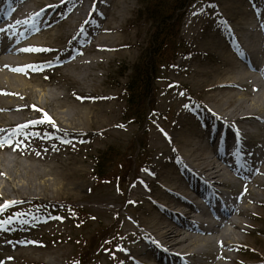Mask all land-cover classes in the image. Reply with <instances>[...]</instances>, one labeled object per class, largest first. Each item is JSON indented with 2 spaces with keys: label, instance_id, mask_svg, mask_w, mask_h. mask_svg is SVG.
I'll return each instance as SVG.
<instances>
[{
  "label": "rangeland",
  "instance_id": "374dc122",
  "mask_svg": "<svg viewBox=\"0 0 264 264\" xmlns=\"http://www.w3.org/2000/svg\"><path fill=\"white\" fill-rule=\"evenodd\" d=\"M82 1L85 0H76L71 6L56 9L51 16L57 21L50 32L54 38L63 32L64 36L72 32L77 34L78 29H82L83 18L71 24L72 13ZM145 1L129 0L124 19L116 22L119 25L116 32L118 48L107 51L109 60L91 65L87 70L88 78H82L81 67L75 69L62 63L69 62L81 46L87 51L82 56L83 61H90L98 54L92 47L83 45L99 31L95 26L90 27L89 21L85 28L92 31L84 33L82 40L72 38L67 41L64 36L53 40L52 37L46 42L47 48L35 54L34 59L40 63L39 70L30 72L31 93L35 100L40 103L46 100L47 109L54 115L66 110L72 116L64 119L58 116L67 125H27L12 136L13 143L7 149L0 151V158L6 159L7 168L2 167L3 171L15 182L9 183L8 175L6 179L0 178L5 186V192L1 193L14 202L0 211V221L10 217H6L8 212L19 218V222L12 220L9 224H0L4 227L0 232L5 233L0 234V264H46V261L69 264L71 256L78 252L72 242L79 237L92 238L105 227L101 225L112 224L116 229L111 248L110 244L106 246L109 238L102 243L99 241L97 246H101L90 264H148V258L152 257H137L127 251L138 244L139 236L145 232V223L150 227L151 220L158 219L167 204L178 202L173 195L162 192L160 180L162 177L173 180V193H181V187L189 186L186 171L177 162L172 146L183 151L187 140L205 143L206 136L212 133L220 138V126L209 119L219 116L224 120L221 113L228 115L230 110L237 113L249 105L248 97L243 96L244 104L238 106L236 95L227 106L216 107L212 95L226 91H218L214 85L231 80L228 73L233 74L232 66L241 67L242 59L248 57L245 54L248 42L264 34V23L257 19L258 15L264 18V0H199L190 5L180 28L181 53L174 62L155 69L151 98L156 104L154 111L151 108L143 118L146 120L148 115L147 125L140 127V121L124 124L127 115L123 89L151 35V25L145 17L137 19L138 11H144ZM94 2L90 0L91 4ZM32 3L33 0L28 1L29 6H33ZM111 22V18H107L105 25ZM53 63L61 65L54 66ZM255 76L263 79L260 72ZM254 90L256 84L250 83L248 91L253 93ZM191 94L197 97L190 99ZM19 116L30 119L34 114L20 113ZM220 123L224 125V121L220 120ZM137 140L145 145L142 155L131 148ZM16 141H20L19 147ZM109 148L118 150L120 156L133 154V160L138 155V160L145 159L146 164L141 166L142 163L134 161L131 171L122 174L119 181L116 177L119 165L108 163L111 166H108L107 176L112 178L96 182L92 158ZM28 165L34 173L33 187L27 184L15 191L16 183L24 181L21 176ZM44 171L46 175L41 174ZM258 192L264 199V191ZM35 204L40 207H34ZM74 209H79L84 219L76 218L79 212ZM254 210L262 220H245L250 221L254 229L248 228L251 232L241 234L240 241L257 252L256 258L264 259V234L257 233L258 229L264 231V206ZM40 222L45 224L36 225ZM56 238L61 242L55 243ZM231 254L236 253L231 251ZM129 256L136 258L135 263L128 261ZM251 258V254L240 251L233 264Z\"/></svg>",
  "mask_w": 264,
  "mask_h": 264
},
{
  "label": "bare ground",
  "instance_id": "6f19581e",
  "mask_svg": "<svg viewBox=\"0 0 264 264\" xmlns=\"http://www.w3.org/2000/svg\"><path fill=\"white\" fill-rule=\"evenodd\" d=\"M1 1L0 28L9 31L0 33V129L4 130L0 132V136L6 137L14 130L17 132L21 129L17 126L30 122L48 125V122H41L44 113L50 117V124L67 125L60 118L71 117L72 113L61 110L57 113L59 118L47 109L46 100L40 103L31 93L33 88L30 72L33 66L40 64L34 56L41 51L26 52L21 49L47 48L46 42L54 38L50 33L51 28L57 24L56 18L51 19V16L58 7L71 6L76 0H50L49 3H46L48 0H33V6L28 5L30 0H16L18 2L15 4L14 0ZM102 9L105 13L99 15L100 22L95 24L99 31L84 41L85 46L92 47L93 52L97 51L98 54L90 61H83L82 56L87 51L80 49L66 63V66L75 69L81 67L82 78H88L87 70L91 65L97 66L100 61L109 60L107 51L118 48L116 32L119 31V25L116 22L124 19L129 10V0H95L92 4L90 0L82 1L72 13L71 24H76L78 20L89 15L94 19ZM257 17L264 23L263 16ZM107 18H111L112 22L106 26ZM64 34L55 35L53 40ZM75 36L77 35L74 32L68 33L64 39L70 41ZM245 51L248 57L242 59V66L235 64L232 66L233 74L228 73V79L231 80L214 85L218 91H226L215 93L212 97L215 98L216 107L227 106L236 95L238 106L244 104L243 96L248 97L249 105L237 113L230 110L228 115L213 108L224 115V120L215 116L219 122L209 119L220 126V138L217 139L212 133L206 136L205 143L187 140L183 151L172 146L177 162L186 171L187 180H193L194 183H190L188 188L181 187V193L177 194L171 188L174 185L173 180L159 175L162 177V192L173 195L178 202L175 205L171 202L167 204L164 213L158 219L151 220L150 227L147 223L144 224L145 232L139 236L140 243L127 251L130 255L152 257L153 259L148 258V264H161L164 258L169 261L168 264H233L240 249L248 250V246L241 243L240 235L251 232L248 228L253 230L254 226L245 220L261 221L254 208L264 206V199L258 192L264 191V34L248 42ZM16 68L23 70L14 71ZM258 72L262 74V80L255 76ZM250 83L256 84V91H252L254 94L248 91ZM196 95L201 96L200 93ZM197 96L191 94L189 98L194 99ZM33 105L36 107L33 108ZM20 113H33L34 116L21 119ZM220 120L224 121V125ZM199 134L203 137L200 132ZM8 145L0 147V151L7 149ZM5 160L0 158V178L6 179L8 175L9 183H15L3 171L6 167ZM23 169L21 178L24 181L14 184L17 187L15 191H20L24 185H33L31 178L34 173L30 165ZM41 174L46 175L47 172ZM1 192H5L2 181L0 201H3L6 198ZM198 199L201 201L198 202ZM192 208L197 210L194 218L190 215ZM257 233L263 235L264 231L258 229ZM231 251L236 254H231ZM133 256H129L128 261L135 263L136 258ZM46 264L53 263L46 261Z\"/></svg>",
  "mask_w": 264,
  "mask_h": 264
},
{
  "label": "trees",
  "instance_id": "16d2710c",
  "mask_svg": "<svg viewBox=\"0 0 264 264\" xmlns=\"http://www.w3.org/2000/svg\"><path fill=\"white\" fill-rule=\"evenodd\" d=\"M142 1V0H141ZM197 0H147L144 3L143 13L138 11L137 19L145 17L146 22L151 25V35L142 57H140L137 64H135L127 77L126 84L124 86L125 97V123L140 121L141 125H146V120L143 118L146 112L152 108L154 101L152 96L153 81L155 79V69L164 63L174 62L177 55L182 50L181 42L179 41V30L181 23L185 17L187 7ZM121 76V74H119ZM147 119V118H146ZM136 142V141H135ZM133 142L132 149H136L139 153L144 151L140 140ZM142 155V152L140 153ZM129 158V159H128ZM95 162V169L93 176L96 182L108 180L107 169L108 166L119 165V175L116 176L120 181L122 174H128L132 167L136 163L144 166L146 164L145 159L133 160V154L128 156H120L118 150L111 148L104 152L99 153L96 157L92 158ZM110 163V164H108ZM133 163V166H132ZM115 168V167H114ZM115 170H118L115 168ZM79 212L75 217L84 219L80 214V210L74 209ZM105 226L100 229L99 233H96L92 238L86 239L85 237H79L76 240L77 251L73 263L88 264L92 261L93 255L97 254L98 248L105 238H109L106 246L111 244L115 238L114 224L111 226ZM110 235V237H109ZM108 236V237H107ZM97 246V249L94 250Z\"/></svg>",
  "mask_w": 264,
  "mask_h": 264
},
{
  "label": "snow or ice",
  "instance_id": "6c2138e0",
  "mask_svg": "<svg viewBox=\"0 0 264 264\" xmlns=\"http://www.w3.org/2000/svg\"><path fill=\"white\" fill-rule=\"evenodd\" d=\"M39 15V14H37ZM7 31H9V29H5V28H0V33H6ZM10 39V38H9ZM43 49H34L32 47L26 48V49H21V51H26V52H32V51H42ZM14 71H22V68H16L13 69ZM33 70H39V66H33ZM33 108H35L36 106L33 105ZM42 111V110H40ZM41 122H48V123H52L50 117H48L47 113H44V117H43V121ZM30 123H35V122H30ZM18 128H22V127H27V125H20L17 126ZM0 132H4L3 129H0ZM18 133L14 130L12 133L8 134L6 137L0 136V147H3L5 144H12L13 140H12V136L13 135H17ZM16 146L19 147L20 142L16 141ZM39 155V153H38ZM12 203L14 202H5L4 205H0V211H2L4 208L9 207ZM130 203H135V202H131ZM12 221V217H9V219L4 220V221H0V224H9Z\"/></svg>",
  "mask_w": 264,
  "mask_h": 264
}]
</instances>
